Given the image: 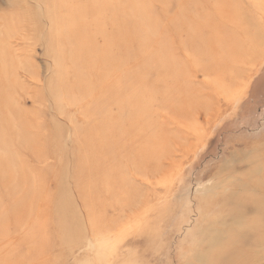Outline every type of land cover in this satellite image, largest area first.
I'll return each mask as SVG.
<instances>
[{
    "label": "rangeland",
    "instance_id": "rangeland-1",
    "mask_svg": "<svg viewBox=\"0 0 264 264\" xmlns=\"http://www.w3.org/2000/svg\"><path fill=\"white\" fill-rule=\"evenodd\" d=\"M0 47V264H264V0H0Z\"/></svg>",
    "mask_w": 264,
    "mask_h": 264
},
{
    "label": "bare ground",
    "instance_id": "bare-ground-1",
    "mask_svg": "<svg viewBox=\"0 0 264 264\" xmlns=\"http://www.w3.org/2000/svg\"><path fill=\"white\" fill-rule=\"evenodd\" d=\"M4 4V3H3ZM244 19V18H243ZM1 28L3 29V30H5V32L8 30V25H7V23L5 22L4 23V21H1ZM2 44H4V43H2ZM0 50H2V47H0ZM9 51V50H8ZM2 52V51H1ZM9 53V52H8ZM11 53V52H10ZM13 53H14V55H18V52H14V50H13ZM0 104H3V101H2V99H1V97H0ZM10 119V120H9ZM7 120H9V121H11V116H10V114H8V116H7ZM249 167H247V168H245V170L242 172V176L244 177V180H248V179H246L247 178V176H249L248 175V173H249V171L247 170ZM235 172V170H232V173H234ZM235 174V173H234ZM250 179V178H249ZM261 178L260 179H258V182L259 183H261ZM226 184H228V183H226ZM249 187V186H248ZM246 189H247V185L245 184V185H242V186H238V185H236V186H233L232 187V189H229V191L231 190V192H230V194H228L229 195V197L228 198H230V200H228V198H227V202L230 204V201L232 200L233 202H240L241 200H240V197L239 196H241V195H243V194H245L246 192H248V191H246ZM250 191H253V190H250ZM261 194V193H260ZM227 195V196H228ZM227 202H224L225 204H224V208H221V211H225V212H227V211H229L227 208H225V207H227V206H229L228 204H227ZM242 203V202H241ZM243 204V203H242ZM230 211H231V213H232V215H234V220H233V227L234 228H236L237 229V227H239L237 224H239L240 223V219L241 220H243V218H248V217H254V216H256V210H253V211H251V212H248L247 214H243L242 212H240V211H236V210H234L232 207L230 208ZM222 213V212H221ZM252 213V214H251ZM249 214V215H248ZM250 218H248V219H250ZM251 220V219H250ZM226 247H229V246H226ZM222 249H224L223 248V246L221 247ZM220 248V249H221ZM220 250V252H224L223 250ZM228 251V250H227ZM210 258V257H209ZM208 259V258H207ZM212 259L214 260V258H210V261H212Z\"/></svg>",
    "mask_w": 264,
    "mask_h": 264
}]
</instances>
